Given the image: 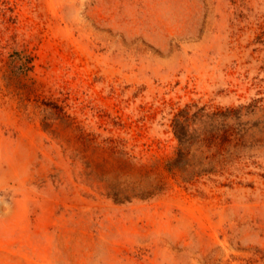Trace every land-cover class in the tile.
<instances>
[{"label": "rangeland", "instance_id": "rangeland-1", "mask_svg": "<svg viewBox=\"0 0 264 264\" xmlns=\"http://www.w3.org/2000/svg\"><path fill=\"white\" fill-rule=\"evenodd\" d=\"M248 104L166 169L177 111ZM0 264H264V0H0Z\"/></svg>", "mask_w": 264, "mask_h": 264}, {"label": "trees", "instance_id": "trees-1", "mask_svg": "<svg viewBox=\"0 0 264 264\" xmlns=\"http://www.w3.org/2000/svg\"><path fill=\"white\" fill-rule=\"evenodd\" d=\"M254 107L248 104L207 111L199 106L177 111L172 122L177 148L175 155L166 161V169H178L188 176L211 172L238 151L247 149L250 121L244 116Z\"/></svg>", "mask_w": 264, "mask_h": 264}]
</instances>
